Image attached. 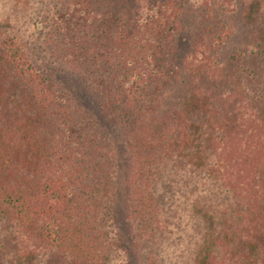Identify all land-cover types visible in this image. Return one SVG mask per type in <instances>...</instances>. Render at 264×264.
I'll list each match as a JSON object with an SVG mask.
<instances>
[{"label": "trees", "instance_id": "1", "mask_svg": "<svg viewBox=\"0 0 264 264\" xmlns=\"http://www.w3.org/2000/svg\"><path fill=\"white\" fill-rule=\"evenodd\" d=\"M213 2L15 0L20 27L8 19L0 25V221L18 261L126 264L112 214L119 149L128 171L131 241L138 253L161 242L167 228L160 177L195 142L183 106L193 93L173 97L174 88L196 50L213 51L211 36L199 30ZM187 33L194 44L182 56L179 39ZM204 53L213 68L216 57ZM55 67L81 79L104 123L59 87L49 73ZM200 74L210 83L209 70ZM239 117L221 116L212 142L220 181L237 201L238 237L206 264H264V133L241 148ZM174 121L185 124L179 136ZM149 253L142 264H172Z\"/></svg>", "mask_w": 264, "mask_h": 264}, {"label": "rangeland", "instance_id": "2", "mask_svg": "<svg viewBox=\"0 0 264 264\" xmlns=\"http://www.w3.org/2000/svg\"><path fill=\"white\" fill-rule=\"evenodd\" d=\"M14 3L15 0H0V25L8 19L11 28L17 30L22 14L15 9ZM212 6L208 12L203 11L207 13L204 14L206 19L199 30L211 36L207 41L213 51L207 50V46L196 50L194 58L183 68L186 70L182 73L183 82L174 88L173 97L184 92L193 93L190 97L194 100L185 101L183 106L187 110V128L195 142L182 156H176V160L165 166L156 190L167 229L161 242L149 248L148 253L154 250L165 263L206 264L211 255L222 253L224 246L238 237L237 201L233 189L223 187L214 162L217 151L212 142L219 140L220 132L213 124H221V116L231 112L239 114L236 126H221H234L238 130L244 139L240 142L241 148L260 141L258 134L264 133V0H214ZM194 11L201 13L202 8ZM190 20L194 18L190 16ZM213 40L218 42L212 44ZM193 44L188 33L182 35L180 54L185 55ZM206 51L213 54L214 59L216 57L210 69L207 66L213 62H207ZM191 68H199L200 73L209 70L210 83H206L205 76L200 73L193 75ZM49 73L80 108L104 123L96 100L79 77L60 67L49 69ZM200 87L204 88L202 93ZM195 88L196 93L192 92ZM168 104L175 106L176 101L170 99ZM172 124L178 128L176 136H179L186 120L182 126L175 121ZM115 131L113 141L118 149L121 134ZM118 156L117 196L112 214L121 240L119 246L127 252L126 264H142L148 253L141 249L138 253L130 238L126 209L128 171L120 149ZM16 252L11 232L0 221V264H42L40 258L27 263L18 261ZM121 261L124 264V258Z\"/></svg>", "mask_w": 264, "mask_h": 264}]
</instances>
